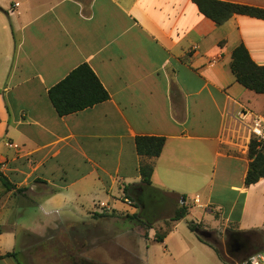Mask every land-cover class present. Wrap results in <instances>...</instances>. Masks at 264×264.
Returning <instances> with one entry per match:
<instances>
[{
    "label": "crops",
    "instance_id": "0c3cea01",
    "mask_svg": "<svg viewBox=\"0 0 264 264\" xmlns=\"http://www.w3.org/2000/svg\"><path fill=\"white\" fill-rule=\"evenodd\" d=\"M220 1L264 8V0ZM0 7V172L13 185L24 163L57 186L64 175L70 188L120 181L124 189L142 184L140 166L152 165L153 188L190 205L186 217L216 210L240 231L264 228V179L245 185L252 135L240 115L264 120V93L240 85L231 70L241 43L264 66V20L236 15L218 26L192 0ZM84 63L110 99L60 117L48 92ZM137 136L165 137L161 155L141 157ZM0 264L23 263L1 255Z\"/></svg>",
    "mask_w": 264,
    "mask_h": 264
},
{
    "label": "rangeland",
    "instance_id": "374dc122",
    "mask_svg": "<svg viewBox=\"0 0 264 264\" xmlns=\"http://www.w3.org/2000/svg\"><path fill=\"white\" fill-rule=\"evenodd\" d=\"M16 167L15 190L0 181V256L13 254L23 264H243L264 253V228L240 231L216 210L215 218L194 209L174 225L180 199L163 191L134 184L123 192L120 181L114 188L83 181L70 188L64 175L57 186L34 177L25 163ZM190 224L224 261L196 245Z\"/></svg>",
    "mask_w": 264,
    "mask_h": 264
},
{
    "label": "trees",
    "instance_id": "16d2710c",
    "mask_svg": "<svg viewBox=\"0 0 264 264\" xmlns=\"http://www.w3.org/2000/svg\"><path fill=\"white\" fill-rule=\"evenodd\" d=\"M192 1L201 14L214 21L218 26L224 25L236 15L264 20V8L220 0ZM231 70L240 85L256 93H264V66H260L253 61L243 43L239 44L233 51ZM48 95L56 113L60 117L83 111L110 99L109 92L87 63L81 64L71 71L61 82L49 90ZM165 140V137L160 136H137L135 140L137 152L141 157L157 158L162 153ZM248 152L251 162L245 178V185L251 186L264 179V143H260L252 138ZM139 171L142 177V185L153 188L152 175L154 167L142 164ZM0 181L7 191L16 188L2 172H0ZM127 190L126 187L124 192ZM183 199L185 200L186 197L183 196ZM187 214L188 206L184 202L175 211L172 220L180 221ZM128 217L135 219L138 218V215L134 214ZM189 228L196 234L199 225L190 224ZM196 236L199 241L213 248L223 260L219 250L215 246L203 240L197 234ZM165 237V235L158 236L156 240L162 243ZM6 256L15 257L13 254H6Z\"/></svg>",
    "mask_w": 264,
    "mask_h": 264
},
{
    "label": "built area",
    "instance_id": "2783aa9c",
    "mask_svg": "<svg viewBox=\"0 0 264 264\" xmlns=\"http://www.w3.org/2000/svg\"><path fill=\"white\" fill-rule=\"evenodd\" d=\"M240 115L242 120L249 121L252 138L260 143H264V120L256 116L254 117L250 111L245 109L241 111ZM243 264H264V253L250 257Z\"/></svg>",
    "mask_w": 264,
    "mask_h": 264
},
{
    "label": "water",
    "instance_id": "95a60500",
    "mask_svg": "<svg viewBox=\"0 0 264 264\" xmlns=\"http://www.w3.org/2000/svg\"><path fill=\"white\" fill-rule=\"evenodd\" d=\"M184 201V200H183ZM203 236H206V237H209V234H207V233H201Z\"/></svg>",
    "mask_w": 264,
    "mask_h": 264
}]
</instances>
